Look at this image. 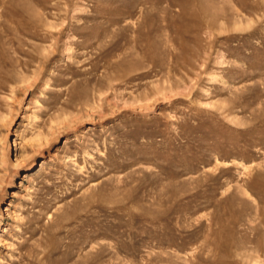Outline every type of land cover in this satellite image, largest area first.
Returning a JSON list of instances; mask_svg holds the SVG:
<instances>
[{
    "label": "rangeland",
    "instance_id": "1",
    "mask_svg": "<svg viewBox=\"0 0 264 264\" xmlns=\"http://www.w3.org/2000/svg\"><path fill=\"white\" fill-rule=\"evenodd\" d=\"M0 264H264V0H0Z\"/></svg>",
    "mask_w": 264,
    "mask_h": 264
}]
</instances>
